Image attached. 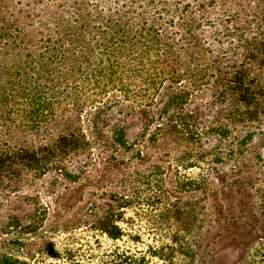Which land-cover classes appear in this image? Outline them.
I'll return each mask as SVG.
<instances>
[{"label": "rangeland", "instance_id": "1", "mask_svg": "<svg viewBox=\"0 0 264 264\" xmlns=\"http://www.w3.org/2000/svg\"><path fill=\"white\" fill-rule=\"evenodd\" d=\"M204 84L168 112L70 98L64 126L30 136L57 144L50 169L0 183V264H264V95L245 106Z\"/></svg>", "mask_w": 264, "mask_h": 264}, {"label": "trees", "instance_id": "2", "mask_svg": "<svg viewBox=\"0 0 264 264\" xmlns=\"http://www.w3.org/2000/svg\"><path fill=\"white\" fill-rule=\"evenodd\" d=\"M223 40L237 53L220 50ZM206 78L216 93L261 104L264 0H0V183L50 169L57 144L37 147L30 136L64 126L78 93L101 98L91 108L168 112L205 91ZM59 133L57 142L73 141Z\"/></svg>", "mask_w": 264, "mask_h": 264}]
</instances>
